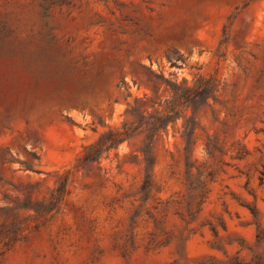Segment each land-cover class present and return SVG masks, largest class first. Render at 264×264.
<instances>
[{
	"label": "rangeland",
	"instance_id": "obj_1",
	"mask_svg": "<svg viewBox=\"0 0 264 264\" xmlns=\"http://www.w3.org/2000/svg\"><path fill=\"white\" fill-rule=\"evenodd\" d=\"M198 76L147 162L81 166ZM0 264H264V0H0Z\"/></svg>",
	"mask_w": 264,
	"mask_h": 264
},
{
	"label": "trees",
	"instance_id": "obj_2",
	"mask_svg": "<svg viewBox=\"0 0 264 264\" xmlns=\"http://www.w3.org/2000/svg\"><path fill=\"white\" fill-rule=\"evenodd\" d=\"M156 78L157 89L151 96L144 94L129 105L126 111L128 119L120 127L109 129L95 143L84 147L81 166L99 163L103 156L108 157L121 145L133 141H137V152L147 162L153 155L156 142L167 132L168 127L197 101L201 100L206 104L210 98L215 99L214 95L219 87L216 79L205 76L196 77L193 86L187 80L178 83L177 80ZM161 88L165 89V99L159 96L158 90Z\"/></svg>",
	"mask_w": 264,
	"mask_h": 264
}]
</instances>
